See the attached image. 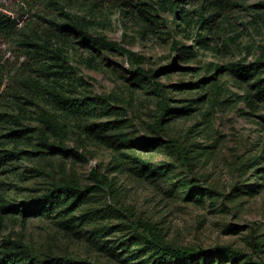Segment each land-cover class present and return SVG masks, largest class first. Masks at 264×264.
Masks as SVG:
<instances>
[{
    "label": "rangeland",
    "instance_id": "1",
    "mask_svg": "<svg viewBox=\"0 0 264 264\" xmlns=\"http://www.w3.org/2000/svg\"><path fill=\"white\" fill-rule=\"evenodd\" d=\"M206 1L0 0V264H264V0Z\"/></svg>",
    "mask_w": 264,
    "mask_h": 264
},
{
    "label": "trees",
    "instance_id": "2",
    "mask_svg": "<svg viewBox=\"0 0 264 264\" xmlns=\"http://www.w3.org/2000/svg\"><path fill=\"white\" fill-rule=\"evenodd\" d=\"M200 2V9L198 11V17L200 19V22L205 25L211 23L212 17H213V9H211L210 3H207L206 0H196ZM221 8H226V4H222L220 6ZM7 17L3 14H0V31H6L7 29H10V24L7 21ZM57 28L60 30L65 31V33L70 35H84L85 33L83 31H77L74 27L68 26V25H62L57 26ZM86 40L85 42L92 41L95 44L106 47L108 49H118L117 45L115 43L106 41L101 38H93L88 35H84ZM86 44V43H85ZM132 59H134L136 67L138 68V73H142L143 70L138 67L139 65V59L134 54L130 53ZM263 63L261 61H256L253 63L240 65L234 67V71L237 75H239L241 78L244 79H250L252 77L259 76L263 69ZM158 95L162 98V115L166 116L169 112L172 111V109L169 108L167 104V99L162 94V91L159 90V87L156 89ZM257 98L261 101L264 100V89L260 91L257 95ZM159 124V122L157 123ZM176 149L179 151L180 155L184 158L185 163L187 164L185 151L179 147L177 142L172 141ZM148 144V143H147ZM156 141H150L149 145L155 146ZM14 158V155L11 154H5L3 156H0V169L5 165V162L12 160ZM63 192H74L78 195V199H85L86 192L81 191L73 182H66L54 186L53 189L48 190L46 193H44L41 197L37 199V204H53L54 201L59 197V195ZM17 208V207H16ZM37 209L35 207H28L23 208V214L28 213L31 214L32 212H36ZM157 249L161 252L162 255H164L168 260L173 261L178 264H201L202 262H205L207 258L215 256L218 254L219 250H209V251H201L197 254H191L185 251H182L180 249H175L173 247H170L168 245H164L162 243H156ZM203 260V261H202ZM37 264H47L43 261H38ZM56 264H86L84 262L76 263L70 259H57Z\"/></svg>",
    "mask_w": 264,
    "mask_h": 264
}]
</instances>
